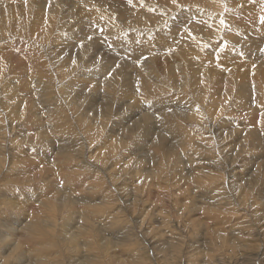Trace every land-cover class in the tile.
<instances>
[{
	"label": "rangeland",
	"instance_id": "rangeland-1",
	"mask_svg": "<svg viewBox=\"0 0 264 264\" xmlns=\"http://www.w3.org/2000/svg\"><path fill=\"white\" fill-rule=\"evenodd\" d=\"M262 21L0 0V264H264Z\"/></svg>",
	"mask_w": 264,
	"mask_h": 264
},
{
	"label": "bare ground",
	"instance_id": "bare-ground-1",
	"mask_svg": "<svg viewBox=\"0 0 264 264\" xmlns=\"http://www.w3.org/2000/svg\"><path fill=\"white\" fill-rule=\"evenodd\" d=\"M138 1V0H137ZM241 1V0H240ZM246 1V0H245ZM216 4V3H215ZM218 4V3H217ZM215 6V5H214ZM59 10V9H58ZM49 13V12H48ZM97 13V12H96ZM100 15V14H99ZM103 15V14H102ZM98 16V15H97ZM206 19V18H205ZM204 21V20H203ZM111 25V24H110ZM110 36V35H109ZM113 37V36H112ZM122 37V36H121ZM108 38V37H107ZM110 39L112 40L113 38H111L110 37ZM108 40H109V38H108ZM110 41V40H109ZM135 48V47H134ZM165 110V109H164ZM165 112V111H164ZM172 118V117H171ZM170 119V118H169ZM106 198H107V196H106ZM117 198V197H116ZM13 222V221H12ZM10 230V229H9ZM15 251V250H14Z\"/></svg>",
	"mask_w": 264,
	"mask_h": 264
},
{
	"label": "snow or ice",
	"instance_id": "snow-or-ice-1",
	"mask_svg": "<svg viewBox=\"0 0 264 264\" xmlns=\"http://www.w3.org/2000/svg\"><path fill=\"white\" fill-rule=\"evenodd\" d=\"M262 22H264V21H262Z\"/></svg>",
	"mask_w": 264,
	"mask_h": 264
}]
</instances>
